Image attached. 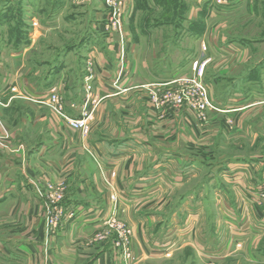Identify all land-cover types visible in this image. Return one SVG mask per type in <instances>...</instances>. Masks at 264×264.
I'll list each match as a JSON object with an SVG mask.
<instances>
[{
    "label": "rangeland",
    "instance_id": "rangeland-1",
    "mask_svg": "<svg viewBox=\"0 0 264 264\" xmlns=\"http://www.w3.org/2000/svg\"><path fill=\"white\" fill-rule=\"evenodd\" d=\"M109 36L114 48L124 50L122 60L131 56L130 60L137 63H148L151 72L163 69L178 76L177 87H160L156 94L174 96L186 87L192 93L195 87L181 81L193 80L197 62H207L204 74L211 100L236 83L237 92L246 98L244 106H250L243 112L223 111L224 117L216 116L215 111L203 112L196 106V96L181 107L170 105V109L179 114L177 120L182 128L192 129L201 139L199 146L212 142L213 131L223 133L215 137L220 156L241 159L247 163L249 174L234 180L236 184L230 191L233 194L227 191L226 201L214 203L209 193L205 219H201V248H162L157 258H152L155 254L144 255L140 245L138 249L133 247L134 234L127 223L110 218L92 236L97 245L92 251L97 255L112 244L121 258L115 264H264V204H255L257 191L264 186V0H0V85H7L17 76V91L12 88L11 92L20 98L1 111L0 146L6 144V137L10 140L12 129L28 131L31 136L32 129L37 132L50 123L58 125V133L69 131L51 108L41 103L59 86L65 97H75L82 87L87 52L104 49ZM236 48L241 49L240 55ZM214 49L233 53L217 62L208 57ZM145 86L135 88L141 89L138 94L142 97L153 92ZM39 96H45L44 100ZM64 96L61 95L65 103ZM169 103L165 101L166 106H161L162 116ZM150 111L151 116L159 118L160 112L152 108ZM25 139L26 135L19 144L26 153L28 145L21 144ZM207 145L200 159L217 161V143ZM188 189L177 191L174 200L181 199ZM41 192L45 198V225L51 236L56 235L60 220L56 226L53 222L60 203L67 197L65 185L63 188L47 183ZM127 230L128 239L124 234ZM92 258L96 257L82 264H93Z\"/></svg>",
    "mask_w": 264,
    "mask_h": 264
},
{
    "label": "crops",
    "instance_id": "crops-1",
    "mask_svg": "<svg viewBox=\"0 0 264 264\" xmlns=\"http://www.w3.org/2000/svg\"><path fill=\"white\" fill-rule=\"evenodd\" d=\"M106 41L104 49L87 52L82 87L75 97H65L58 87L70 116L79 117L89 110L88 137L82 139L70 129L58 133V125L49 123L48 128L37 132L32 129L31 136L28 131L12 129L10 140L6 137V144L0 146V264H82L93 256V264H115L121 258L112 244L97 255L92 251L97 246L92 236L110 218L127 223L134 234L133 247L138 249L140 245L144 255L155 254L152 258H157L162 248H201V219H205L209 193L214 203L226 201L227 191L236 184L234 180L249 174L247 163L241 159L220 156L216 138L223 133L219 130L212 132V142L207 143H217L219 158L206 162L199 155L208 145H197L201 139L192 129L181 127L179 114L166 110L165 116L162 111V117L151 116L148 96H140L141 89L135 88L152 84L175 88L178 76L163 69L153 73L148 63H137L130 60L131 56L122 60L124 50L113 47L112 36ZM235 50L240 55L241 49ZM225 54L214 49L208 57L220 62ZM15 81L17 76L0 85V114L3 108L12 106L13 100L20 99L11 92L12 88L17 91ZM236 85L232 83L223 95L212 100L220 110L214 113L216 116L250 107L244 106L246 98L237 92ZM88 86L96 104L86 101ZM153 124L158 128H152ZM24 135L21 144L28 145L26 153L19 144ZM47 183L65 185L67 196L62 204L59 202L60 226L52 236L45 225V198L40 196ZM185 188L189 189L181 199L174 200L175 193ZM113 192L117 193L116 204L110 200ZM172 208L176 210L170 212ZM29 233L34 237H28ZM186 239L189 242L183 241Z\"/></svg>",
    "mask_w": 264,
    "mask_h": 264
},
{
    "label": "built area",
    "instance_id": "built-area-1",
    "mask_svg": "<svg viewBox=\"0 0 264 264\" xmlns=\"http://www.w3.org/2000/svg\"><path fill=\"white\" fill-rule=\"evenodd\" d=\"M206 65H207V62H204L202 65H200L198 62L195 63L193 66V69L197 73L193 77V80H190L187 78L182 79L181 82L183 85L191 86L193 88L195 87L192 93L190 90L187 91L188 87H186V89L181 88V92L174 94V96H171V94H165V93L156 94L155 92L160 90V87H166V86L162 85V84H154L153 86H148L147 88L149 90L153 91L152 94H150L148 96V100L151 104V108L155 111L157 110L158 112H160V111H162L161 106H163V108L166 106L164 104V102L170 101V103L167 104L168 105L167 110H171L170 108H172V106H170V105L181 107L182 105H184V103L186 101L190 102V98L192 96H196V101L199 102V104H197L196 106L200 110H202L203 112L204 111L219 112L220 110H218L216 108V106L214 105V103L212 102V100L209 97L210 85L205 80V74H204ZM91 66H92V62L89 60L88 67L90 68ZM91 89H92L91 86L87 87L86 101H91L92 104H96L97 103L96 98L92 99V95H91L92 90ZM185 91H187V92H185ZM43 102L46 106H49V108H51L54 115L57 118H59V120H61L62 125H64L66 128H68L74 132L80 133L81 135H83V137H87L89 135V133H90L89 120H90V116H91L89 110L81 113V115L79 117L70 116L66 112L64 101H63L61 94L57 88L52 89L49 92L47 99ZM54 121L56 122L55 119H54ZM115 177H116V174H113V178H115ZM257 188H258V186H257ZM257 192L258 193L256 194L255 204H257L259 202L260 205H263L264 204V186L260 187ZM111 199L114 203L117 202V193L116 192H114L112 194ZM59 215H61V213H57L56 219L53 222L55 226L58 224ZM122 228H123V225H121L120 229L122 230ZM124 234H127L126 239H128V235L130 234V232L127 230V231H124Z\"/></svg>",
    "mask_w": 264,
    "mask_h": 264
}]
</instances>
